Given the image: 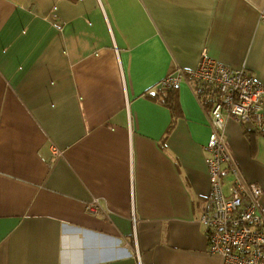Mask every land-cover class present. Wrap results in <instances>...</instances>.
Instances as JSON below:
<instances>
[{"label": "crops", "instance_id": "crops-1", "mask_svg": "<svg viewBox=\"0 0 264 264\" xmlns=\"http://www.w3.org/2000/svg\"><path fill=\"white\" fill-rule=\"evenodd\" d=\"M203 52L264 87V0H0V264H224L197 221L208 109L156 87ZM222 134L264 190V136Z\"/></svg>", "mask_w": 264, "mask_h": 264}, {"label": "built area", "instance_id": "built-area-1", "mask_svg": "<svg viewBox=\"0 0 264 264\" xmlns=\"http://www.w3.org/2000/svg\"><path fill=\"white\" fill-rule=\"evenodd\" d=\"M183 82L210 116L211 133L204 148L209 190L197 220L205 230L207 252L224 264H264V214L259 209L264 190L245 180L222 134L225 118H231L264 136V87L245 70L229 69L205 52L194 70L176 69L156 87L167 92ZM52 154L59 151L52 148ZM222 164L232 176L227 195L222 189ZM85 211L99 214L98 200L86 204Z\"/></svg>", "mask_w": 264, "mask_h": 264}, {"label": "trees", "instance_id": "trees-1", "mask_svg": "<svg viewBox=\"0 0 264 264\" xmlns=\"http://www.w3.org/2000/svg\"><path fill=\"white\" fill-rule=\"evenodd\" d=\"M174 90L175 89H172V90H169L167 92L174 93L173 92ZM162 102H163V104H165L166 106H168V108H169V110L171 112V115L173 117L178 114V112H179L178 105H177V103L174 101V99L172 97H170L169 99H165ZM174 121H175V119L172 118V121H171V124H170L171 126L170 127H172L174 125Z\"/></svg>", "mask_w": 264, "mask_h": 264}]
</instances>
